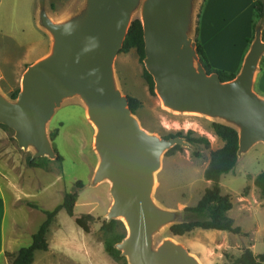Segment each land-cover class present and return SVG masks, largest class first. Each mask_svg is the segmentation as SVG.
Returning <instances> with one entry per match:
<instances>
[{"label":"water","instance_id":"obj_1","mask_svg":"<svg viewBox=\"0 0 264 264\" xmlns=\"http://www.w3.org/2000/svg\"><path fill=\"white\" fill-rule=\"evenodd\" d=\"M142 1L83 0L62 21L52 20L42 7L39 20L52 37L51 53L27 69L15 101L0 93V124L15 132L21 149H36L34 160L55 157L47 126L64 101L79 97L98 128L100 163L94 184L111 183L108 223L123 218L127 225V237L116 245L121 256L130 264H199L171 241L156 251L152 248L154 232L173 219L152 200L155 174L163 154L188 141L159 138L140 126L128 97L115 88L114 61L123 49L133 11L142 4L144 63L157 94L172 110L204 114L235 128L240 159L264 144V98L253 90L264 57V23L256 28L240 73L222 82L219 74L207 73L191 37L193 30L196 37L203 0Z\"/></svg>","mask_w":264,"mask_h":264},{"label":"rangeland","instance_id":"obj_2","mask_svg":"<svg viewBox=\"0 0 264 264\" xmlns=\"http://www.w3.org/2000/svg\"><path fill=\"white\" fill-rule=\"evenodd\" d=\"M82 2L83 0H1L2 97L11 101L10 96L18 89L21 90L24 73L34 65L38 57L47 52L49 44L48 53H51L53 40L40 24L41 8L45 7L50 18L54 20L51 16L53 11H64L63 14L67 17L74 7ZM200 4L202 5L203 1ZM142 7L140 4L135 8L132 22L136 19L142 20ZM262 23L263 20L258 25ZM196 25L198 26V17ZM191 37L195 41L194 30ZM122 50L113 65L114 85L123 96L133 97L141 102V108L135 115L140 126L159 138L177 133L186 136L192 132V137L202 136L210 141L209 149L185 141L186 144L180 146V151L171 155L166 151L163 154L160 168L155 174L152 200L157 208L172 213L173 219L154 232L152 248L156 251L165 242L171 241L182 246L199 264H232L247 248L256 255L263 254L264 198L254 185V179L264 172V145L261 143L247 153L244 152L234 171L221 180L222 194L230 195L233 202L229 216L235 221V226L240 227L247 235L201 229L184 236H174L170 232L172 224L192 219L191 214L185 210L197 206L205 191L212 186L206 181L204 172L209 165L211 152L224 146V142L215 136L212 124L225 122L204 114L176 111L165 106L156 89L154 94L150 92L144 78L145 63L141 61L137 50ZM257 75L258 72L253 90L260 96ZM2 126L0 182H5L6 177V181L13 182L23 189L24 200L20 204L34 210L29 222L31 232H37L45 221L43 210H54L63 202L67 192L74 191L77 182L84 184V188L79 191L75 215L70 217L66 214L62 217L58 214L47 235L48 250L36 253L33 264H130L126 257L121 256L122 259L118 260L105 250L108 240L121 236L126 238L128 229L123 218L115 220L117 225L112 232L102 229L104 222H108V214L113 204L111 183L106 180L94 184L100 163L95 147L96 130L90 123L87 108L80 98L64 101L47 126L49 138L55 130H59V135L54 141L50 138L54 150L56 148L58 151L57 155L39 158L47 162L46 169L29 168L27 159L34 156L36 149L33 146L27 150L21 149L15 139V132ZM196 152L201 157H196ZM58 156L62 157L61 161ZM246 187H250V191L248 196L244 197ZM28 202L35 203L39 209L32 208ZM13 213L8 215L6 225L11 220V214L24 222L28 220L25 216L27 209ZM85 214H91L98 219L90 233H86L76 224V219ZM31 243L32 237L28 234L19 247H28Z\"/></svg>","mask_w":264,"mask_h":264},{"label":"trees","instance_id":"obj_3","mask_svg":"<svg viewBox=\"0 0 264 264\" xmlns=\"http://www.w3.org/2000/svg\"><path fill=\"white\" fill-rule=\"evenodd\" d=\"M207 0H203L201 5L200 13L198 15V26L196 30L195 42L197 44V53L200 58L201 63L206 69L209 75L219 74L222 82H229L236 78V74L226 73L224 71H219L214 69L207 57L204 47L199 39L200 33V17L201 11L205 6ZM264 21V0H257L254 6V16H253V38L255 35L256 28L260 21ZM252 39L248 42L251 44ZM264 40V33H263ZM132 49H136L141 61L145 60V41H144V31L143 25L140 19H136L132 22L127 38L123 46V52H129ZM264 62V59H263ZM144 78L149 85L150 92L154 94L155 92V82L153 77L148 73L147 70L144 71ZM20 93V89L15 91L11 96V100L15 101ZM129 108L134 115L138 113L141 108V102L133 97H128ZM2 126V125H0ZM7 128L5 126H2ZM9 129V128H7ZM212 130L216 137L224 142V146L221 149L212 151L210 155V162L207 169L204 172V177L206 181L210 182L212 186L208 188L202 199L199 201L197 206L193 208H187L185 211L191 214L192 219L190 221L181 222L174 224L170 227V232L174 236H184L194 232L197 229L204 231H220L229 232L235 235H247L240 227L235 226V221L229 216V212L233 209V202L230 195L222 194L221 180L222 177L231 174L236 168L239 157V133L238 131L226 124L214 122L212 124ZM59 135V130H55L51 133L50 138L54 141ZM183 137L187 141L195 146L203 145L206 149L210 148V141L206 137L195 136L192 137V132H189L186 136L182 133H177L175 135H169L166 139ZM182 148L176 146L169 150L167 154L171 155L176 151H180ZM55 151L58 153L57 149ZM196 157H201V155L196 152L194 153ZM58 160L61 161L62 157L58 156ZM44 159L34 160L31 156L27 159V165L29 168H40L46 169L47 162ZM254 185L259 190L260 195L264 198V172L258 175L254 179ZM84 188L83 182L79 181L75 185L73 192H67L64 195L63 202L55 207L52 211L43 210L46 219L39 227L37 232L32 237V244L28 247L20 249L17 254H7L10 264H33L35 260V254L40 251H47L49 244L47 241V235L50 231L51 226L55 222L56 217L61 211H65L68 216L73 217L75 215V208L79 199V191ZM250 187L244 189V197L248 196ZM29 206L35 209L39 207L32 202L27 203ZM96 219L91 214L81 215L76 219V224L86 233H90L93 225L97 223ZM117 222L113 220L108 223L104 222L102 229L107 232H112ZM125 236L116 237L108 240L105 244L106 252L115 259H122L121 251L116 248V245L120 243ZM232 264H264V253L256 255L250 248L244 249L241 256L233 261Z\"/></svg>","mask_w":264,"mask_h":264},{"label":"crops","instance_id":"obj_4","mask_svg":"<svg viewBox=\"0 0 264 264\" xmlns=\"http://www.w3.org/2000/svg\"><path fill=\"white\" fill-rule=\"evenodd\" d=\"M256 1L207 0L205 3L200 17L199 39L214 69L236 75L240 73L255 38V35L253 38V16ZM63 13L65 12L53 11L51 16L55 21H62L66 18ZM198 13H200V8ZM252 38L250 44L248 41ZM48 50L38 57L34 63L48 56ZM256 82L259 94L264 98L263 60L260 63ZM6 180V177H4L5 182H0V262H3L2 264H10L7 254H17L22 249L19 244L25 236L29 234L33 237L36 233L30 231L29 225L34 210L20 204L24 200L23 189ZM23 209H27V215L24 213L28 219L26 222L11 214V220L6 225L10 212L23 211ZM59 214L63 217L67 213L61 211Z\"/></svg>","mask_w":264,"mask_h":264},{"label":"bare ground","instance_id":"obj_5","mask_svg":"<svg viewBox=\"0 0 264 264\" xmlns=\"http://www.w3.org/2000/svg\"><path fill=\"white\" fill-rule=\"evenodd\" d=\"M87 117H88L90 123L92 124V126H93V127L95 128V130L97 131L98 128H97L96 124H95L92 120H90L89 114L87 115Z\"/></svg>","mask_w":264,"mask_h":264},{"label":"built area","instance_id":"obj_6","mask_svg":"<svg viewBox=\"0 0 264 264\" xmlns=\"http://www.w3.org/2000/svg\"><path fill=\"white\" fill-rule=\"evenodd\" d=\"M0 7H1V0H0Z\"/></svg>","mask_w":264,"mask_h":264}]
</instances>
